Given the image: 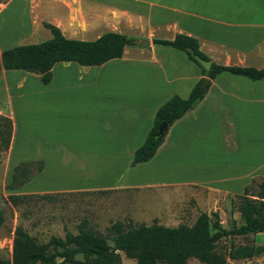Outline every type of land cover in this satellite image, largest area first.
Masks as SVG:
<instances>
[{"label": "crops", "instance_id": "obj_1", "mask_svg": "<svg viewBox=\"0 0 264 264\" xmlns=\"http://www.w3.org/2000/svg\"><path fill=\"white\" fill-rule=\"evenodd\" d=\"M43 23L70 40L93 41L116 33L146 46L124 47L120 58L99 66L55 63L46 85L36 74L0 69V116L11 123L9 154L17 138L13 104L24 99L26 116L41 122L37 134L43 137V152L30 158L25 152L26 161H42L39 175H44L50 164L65 160L61 142L68 140L78 153L74 171L91 179L76 186L77 192L43 184L42 193L118 197L185 189L199 203L208 198L216 205L219 199L233 220H241L230 200L242 196L252 179L264 178V78L251 81L222 73L209 80L203 98L166 127L152 158L134 166L130 162L157 109L173 95L185 99L204 77L184 53L152 40L183 35L196 41L209 62L259 69L264 66V0H0V53L50 39ZM46 142L61 154L58 160L54 151L49 160ZM97 173L105 176L102 186ZM197 262L187 259L185 264Z\"/></svg>", "mask_w": 264, "mask_h": 264}, {"label": "trees", "instance_id": "obj_2", "mask_svg": "<svg viewBox=\"0 0 264 264\" xmlns=\"http://www.w3.org/2000/svg\"><path fill=\"white\" fill-rule=\"evenodd\" d=\"M50 32V39L29 45H19L0 53V69L4 71H24L39 76L40 83L50 82V69L55 63L74 62L79 66H99L109 60L118 59L124 47L146 46L139 40L116 33H104L93 41H78L64 38L60 31L50 24L43 23ZM154 45H162L181 51L203 74V70L192 59L186 48L202 60L209 61L197 48L193 38L176 35L172 40H152ZM222 73L245 77L251 81L264 78V66L227 67L210 62L206 76L209 80ZM198 80L185 99L171 96L155 112L152 126L143 143L133 152L131 166L148 161L162 143V137L156 138V128L165 123L166 127L191 110L205 95L208 85L200 87ZM3 125L0 138L3 150H7L10 139V120L0 116ZM3 135V136H1ZM41 168L39 166L36 172ZM29 181L27 165L13 168L8 188H19ZM256 199H248L245 196ZM18 196H9L15 199ZM239 199L236 211L242 223L231 222L229 229L219 225L217 214L211 212L214 224L210 227L208 215L200 212L190 226L178 225L166 227L160 224L129 225L114 222L107 227L106 235H101L84 222L77 224V233H65L62 238L51 236L46 242L38 243L22 227H15L11 240L10 260L0 259V264H121L119 253L134 264H185L187 259H196L201 264H225L222 254L214 248L216 243L228 236H246L264 233V180L257 183L255 194L245 187ZM231 208L233 203H231ZM2 217L0 214V225ZM212 229V230H211ZM110 242V243H108ZM264 252L256 246H238L230 248V259H251ZM81 257L80 260L76 256ZM59 260V261H57Z\"/></svg>", "mask_w": 264, "mask_h": 264}, {"label": "rangeland", "instance_id": "obj_3", "mask_svg": "<svg viewBox=\"0 0 264 264\" xmlns=\"http://www.w3.org/2000/svg\"><path fill=\"white\" fill-rule=\"evenodd\" d=\"M12 72L11 74L13 75ZM11 79V78H10ZM101 84V82H99ZM12 92L16 91L11 89ZM23 92V91H22ZM14 103V127H15V150L9 154L8 149L3 150V142L0 138V214L2 223L0 225V259L10 260L11 255V240L15 227H22L30 236L36 239V242H46L49 237L56 236L62 238L67 232L71 234L77 233V224L84 222L91 230L106 235V229L114 222L122 224H160L163 226H190L200 212L208 214V222L211 227L214 224V218L210 215L212 210L219 215V225L223 228H229L231 222L236 225L242 223L238 216L232 219V213L226 212L224 204H209L208 198L198 202L192 194L191 190H170L168 188H160L153 190H144L138 193H126L121 196H106L104 192L92 193H42L41 186L45 184L51 189H63L76 191V186L81 183L91 182L88 179V174H84L82 178L80 174L74 171V159L78 157V153L72 147V142H61L66 146L64 151L65 160L50 164L48 172L44 175H39L43 168V162L39 159L36 161H26L31 154L43 152V137L38 135L41 122L35 117L26 116L24 99H16ZM0 121V130L3 124ZM27 136H25V134ZM3 136V135H1ZM52 145V142H50ZM49 144L45 145L44 150L49 154V160L52 158L51 152L54 151L55 161L58 155V150H53ZM68 146V147H67ZM101 155H97L100 157ZM61 159V158H60ZM58 160V159H57ZM97 159V166L100 168V163ZM39 162L41 168L38 172ZM63 162L67 165H60ZM70 162V163H69ZM20 164L27 165V174L29 181L36 176L33 183L10 190L8 184L13 168ZM91 175V174H89ZM93 175V174H92ZM98 175V177H97ZM97 184L102 186L105 184V176L103 173H97ZM96 180L95 178H92ZM264 178L252 179L248 187L251 194H255L257 183L263 181ZM95 182V183H96ZM87 185V184H86ZM75 190V191H74ZM9 196H18L15 199H9ZM234 196L230 201L233 202L235 208L240 202ZM252 200V199H250ZM120 203V204H117ZM111 210H115L111 216ZM111 211V212H110ZM212 230V229H211ZM110 243V242H108ZM256 246L264 249V235H246L232 236L221 238L214 250L218 254H222L225 259V264H264V252L254 255L251 259H230L228 254L230 248L238 246ZM76 259L80 260L79 255ZM59 261V260H57ZM189 261L197 262L195 259ZM198 264H201L197 262ZM121 264H134L133 260L125 259Z\"/></svg>", "mask_w": 264, "mask_h": 264}, {"label": "water", "instance_id": "obj_4", "mask_svg": "<svg viewBox=\"0 0 264 264\" xmlns=\"http://www.w3.org/2000/svg\"><path fill=\"white\" fill-rule=\"evenodd\" d=\"M186 51L191 55L192 59L196 62V64L203 70V75L204 77L202 78L201 82H200V87H205L208 85L209 83V79L206 76V73L209 69L210 66V62L206 61V60H202L201 58H199L196 55L192 54V50L190 48H186ZM166 129V125L165 123H161L157 128H156V132H155V137L156 138H160L163 137L164 132Z\"/></svg>", "mask_w": 264, "mask_h": 264}]
</instances>
